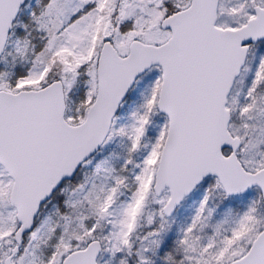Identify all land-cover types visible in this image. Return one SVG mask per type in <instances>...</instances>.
<instances>
[{
    "label": "snow or ice",
    "instance_id": "obj_1",
    "mask_svg": "<svg viewBox=\"0 0 264 264\" xmlns=\"http://www.w3.org/2000/svg\"><path fill=\"white\" fill-rule=\"evenodd\" d=\"M0 264H264V0H0Z\"/></svg>",
    "mask_w": 264,
    "mask_h": 264
}]
</instances>
